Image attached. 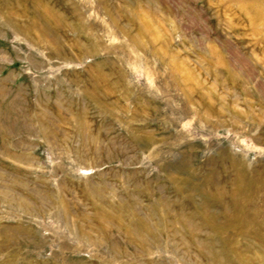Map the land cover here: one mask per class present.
Masks as SVG:
<instances>
[{"label":"rangeland","instance_id":"rangeland-1","mask_svg":"<svg viewBox=\"0 0 264 264\" xmlns=\"http://www.w3.org/2000/svg\"><path fill=\"white\" fill-rule=\"evenodd\" d=\"M0 264H264V0H0Z\"/></svg>","mask_w":264,"mask_h":264}]
</instances>
